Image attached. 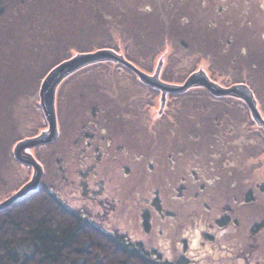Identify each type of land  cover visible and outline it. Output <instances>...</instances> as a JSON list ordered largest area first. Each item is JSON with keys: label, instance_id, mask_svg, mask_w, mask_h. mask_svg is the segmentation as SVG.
Wrapping results in <instances>:
<instances>
[{"label": "rangeland", "instance_id": "rangeland-1", "mask_svg": "<svg viewBox=\"0 0 264 264\" xmlns=\"http://www.w3.org/2000/svg\"><path fill=\"white\" fill-rule=\"evenodd\" d=\"M12 1L15 4L10 11H0V200L31 177L32 168L15 160L12 149L17 141L47 127L39 105V87L44 68L55 61L65 43L84 50L120 36L136 61L159 55L147 62L149 66L145 63L151 67L150 73L163 58L162 45H178L156 33L159 18H148L154 6H160L159 0H25L19 8ZM207 1L212 11L206 14L203 7L183 10L184 0H178L176 9L174 0H168L165 16L170 17L171 31L181 33L179 40L189 43L193 35L205 42L209 39L203 40L205 34L200 33H214L217 41L213 44L220 45L222 59L231 60L233 66L227 72L213 65L232 80L218 78L216 73L213 77L226 85L251 82L257 109L264 115V0ZM220 4L222 9L217 8ZM147 6L149 12H144ZM211 24L216 26L210 28ZM170 46L165 50V67L171 61ZM187 47L180 48V62H175V67L169 65L174 77L190 74L194 56H200L194 70L203 57L212 60L206 52L193 53ZM252 61L259 66L255 74L260 72L261 78L252 73ZM111 64L104 70L95 69L97 66L86 69L85 74L78 73L58 87V137L29 150L43 160V185L109 233L123 234L133 243L143 241L165 257L185 249L189 264H264V228L260 227L264 190L256 186L264 182V127L252 121L240 100L214 98L202 88L188 92L203 91L210 99L202 95L184 102L186 109L193 105L200 110V118L181 121L172 131L167 127L170 136L163 127H139L129 112L137 116L131 106L136 98L144 99L145 91ZM149 101L153 105L150 116L155 117L163 111L166 97L162 108L160 94ZM114 114L120 116L109 121ZM218 118L222 121L216 125L221 134L216 146H195L193 130L207 139L214 128L211 120ZM157 139L161 140L155 144ZM212 149L219 155L223 150L224 156L222 160L212 157L208 165ZM171 151L172 162H168ZM147 155L152 156L151 166ZM159 157L167 161L156 163ZM232 179L238 185L233 192L237 202L229 204L228 189L235 188L229 186ZM246 194L250 196L247 199ZM155 195L162 201H156L160 209L147 217L145 228L142 214L153 208L150 200ZM225 214L230 222L217 225V218ZM199 220L202 224L192 232Z\"/></svg>", "mask_w": 264, "mask_h": 264}, {"label": "trees", "instance_id": "trees-1", "mask_svg": "<svg viewBox=\"0 0 264 264\" xmlns=\"http://www.w3.org/2000/svg\"><path fill=\"white\" fill-rule=\"evenodd\" d=\"M9 1L11 0H0V7H1L0 11L2 12H4V10L10 11L11 4L14 5L15 3L13 1L12 2ZM14 1L17 2L16 5L17 8H19L20 6L24 7L25 0L24 1L19 0V2L17 0ZM159 3L160 6L155 5L154 6L155 11L152 12V15L149 16L148 18H150L151 21L153 20V18H159L161 22H158L160 24H158L157 27L160 25V28H158V31L156 33H158L160 37L170 38L175 45L178 44L177 46H174L173 43L171 42L168 43V45H171L170 49H172L173 55L171 54L169 56L171 61L168 64V66L165 67L164 64L162 66V69L160 71L161 80L173 84L179 83L178 80L182 78V75L178 74L174 77L173 75L174 73L171 72L169 65L170 64L172 65V63L174 64L175 62L176 63L180 62V60H177V58L181 56V54L179 53L180 48H186L187 44H188L187 48H190L193 53L206 52L204 54L205 55L208 54L212 58V60H210L209 58L206 59L203 57L202 58L203 60L201 62L205 66V68L208 67V69L210 70L209 75L211 78L218 79L219 77L220 78L227 77L228 79L232 80L230 75L228 74L225 75V73L216 70L213 66L215 65L221 67L223 70L227 72H230L229 71L230 66H233L231 60H227L229 62H226L222 59L221 57L222 51L220 49V45L216 46L215 44H213L217 41L216 39L213 38L214 33L209 31H207L208 35L206 34L207 32L200 33L202 35L205 34L203 40L209 39L205 42L198 41L194 35L190 43L179 40L182 37V34L177 33L175 31L173 32L171 31V27L168 22L170 20V17L165 16L166 11H168V7H167L168 0H159ZM17 8L15 9L17 10ZM144 12H149V9L144 10ZM166 21L168 23H164ZM215 26H216L215 24H211L209 27L213 28ZM143 27H148V25ZM152 28H156V27L153 26ZM163 29H165L166 31ZM162 39L163 38H161L160 41ZM67 40L71 41V39H67ZM68 43L69 42L65 43L63 45V48L59 50L60 54L56 56L54 62L49 63L45 68L43 67L45 73L48 72L58 62L62 61L65 58L70 57L72 55V51L86 52V51H91L94 48L108 47L115 51H119L123 53L124 57L127 60L133 62L139 68H141L147 73H150L151 70V67L150 68L146 67L149 66L147 62L150 60L152 63L153 58L159 56L152 53L153 55L151 54L152 56L149 57L148 59L145 60L142 58L137 60L138 61L137 62L135 60L133 53L127 52V50L125 49L126 42L124 40H121L120 36H113V39L110 42L108 39V41L101 42L99 45L92 46L91 47L92 49L88 48L83 50L80 48L79 45L75 43L71 42L72 43L71 45H68ZM66 44L67 47L65 48ZM168 45L164 43L161 47V49L163 50V58L162 57L160 58H162L163 63L165 62L164 60V58H166L165 50ZM123 50H125L127 53H124ZM241 53L242 55L246 54L244 51H241ZM199 57L194 56V58L190 59L191 66H189L190 67L189 73L194 71L195 69L194 65L199 60ZM140 60H142L144 63H142V61ZM108 64H111V62L109 63L99 62L88 65L82 68L81 70H78L75 73L68 76L63 82L73 79L78 73L80 75L85 74L86 69L87 71H90L94 69L93 68L94 66H97L95 68L97 70H101V69L104 70L107 67H109ZM111 65H114L116 69L124 70L121 71L122 73L120 74L127 75L126 77L127 79L128 78L130 79L133 78V80L135 79L134 81L136 82L138 81L139 83L138 82L137 83L140 84V87L142 89H144L145 91L144 99L136 98V100L131 106L137 110V116L132 115L133 114L132 111H130L129 113L131 114L134 122L139 127L144 126V128L147 130H155L156 128L161 127L160 130L164 128V130H167L165 134L170 136L167 127L170 128L172 131L173 129H175L176 125H178L181 121L187 123L192 118L193 119L200 118L199 114L201 113V111L198 110L196 107L194 108L192 105L191 108L192 112H190L191 109L189 108L186 109V107L184 106L185 101H187L188 99H196L197 97H201L202 95L205 98L210 99L208 95L211 96L209 93H207V91L206 93L208 95L203 91L188 92L194 88H191L181 93H168L166 95V101L163 111L159 115H156L155 117H151L149 113V109H151L153 105L149 104L150 102L149 99L154 94L159 95L160 90L139 81L135 73L125 68L124 66L115 63H112ZM250 65H251L250 68H252V73L254 75H258V78H261L260 72L258 74H255V68L258 66L256 65L255 61H252V64ZM172 66L175 67V64ZM44 71L42 72V74L44 73ZM45 73L43 74V77L45 76ZM175 73L177 74L176 71ZM215 73L217 75H215ZM213 75L217 76L218 78L213 77ZM32 76L33 75H31V77ZM186 77L187 75L184 78H182L181 81H183ZM244 83L248 84V86L253 90L254 93L255 89H253L252 86H250L251 82H244ZM212 100L214 101V99ZM218 102L221 104L222 101L218 100ZM57 103H58V91L56 92V116H58ZM244 107L248 111L245 105ZM118 116L120 115L114 114L112 115V117L109 116V121H111V118H116ZM219 119L220 118L211 120L212 126H214V128L210 133L211 136L208 134L207 139H205L200 133L196 132L195 129L193 130L192 140L194 141L195 146L203 147V148H206V146L210 144L212 146H216L217 144L216 140L220 137L219 135H221L220 133H218L219 129L218 130L216 129V125L219 123L218 121H222ZM151 122L153 123L150 124ZM57 124H58V119H57ZM225 124L228 123L225 122ZM40 128L42 127H39V129ZM237 131L240 132L239 129ZM157 133L158 132H154V134ZM230 133L231 132H229V134ZM159 140L161 139H157L155 141V144L158 143ZM207 140H211V141H207ZM111 141L112 139L109 136V143ZM224 143H228V141H225ZM214 150L215 149L208 151V155H209L208 165H211L213 161L212 157L214 156H215V160L223 159L222 158V156H224L223 150L220 149L221 155H219V153L215 154ZM203 151L204 150H202V152ZM171 156H172V151L168 153V157L166 158L168 162L169 161L172 162V160H170ZM35 157L39 159V157L36 154ZM147 158H148L147 164H149L150 166L151 163L154 164L152 161V156L148 157L147 155ZM163 159L165 158L162 157L156 158V163L160 161L162 162L167 161ZM194 161L197 162L196 159H194ZM39 162L43 167V173H44V166L42 163L43 160L39 159ZM43 175H42V180L44 178ZM42 180L40 182V187L37 191L27 195L26 197L20 200L14 201L9 206H6L4 209L0 210V264H189V257L186 255L185 249H183V251H181L174 257L169 258V257H165L163 253L160 250H158L156 247L153 246L149 247L145 245L143 241L138 240L135 243H133L129 239V237L123 234L109 233L105 228L100 227L92 220H89L88 218L84 217V214L79 213L74 208L72 207L70 208L69 206L64 204L54 193L48 191L47 187L43 185ZM211 182H214L215 185V183L217 182V177L215 176V179H213ZM235 182H236L235 179H232L231 182L229 183V186L230 185L235 186V188L232 190L228 189V193H227L228 198L226 199V202L229 204H233L237 202L236 201L237 196L235 193H233L234 191L237 190L238 187V185H235L236 184ZM242 185L244 188L245 186L244 180L242 182ZM163 195L167 197L166 199L170 198V195L167 194H163ZM249 197L250 196L247 194L244 195L245 199ZM150 201L154 202L152 204L154 205L153 208L149 211L144 210L142 214V220L144 221L145 228L148 226L147 217L151 214L153 215L154 212H156V210L159 211L160 209V203L156 201L162 202L161 200H159L158 195H155ZM227 209L228 207L223 208V211H227ZM229 222H230L229 216L228 214H225L222 217L217 218L215 223H217V225L222 226V225H226ZM201 224L202 221L199 220V224L195 225V228L192 229V232L195 229H197ZM260 227L264 228V220L262 221Z\"/></svg>", "mask_w": 264, "mask_h": 264}, {"label": "water", "instance_id": "water-1", "mask_svg": "<svg viewBox=\"0 0 264 264\" xmlns=\"http://www.w3.org/2000/svg\"><path fill=\"white\" fill-rule=\"evenodd\" d=\"M99 62L120 64L135 73L137 78L144 84L160 90L161 108L168 93H181L191 88H202L213 97H231L240 100L247 107L252 121L264 127V115L257 109V98L248 84L243 82H233L230 85L220 83L218 79L210 78L207 69L204 68L205 66L202 63L182 83L173 84L162 81L160 78V71L163 66L162 59L159 60L153 73H147L127 60L123 55L108 47L94 48L86 52H76L54 65L41 81L39 87V105L46 121L47 129L45 128V130L43 129L33 136L23 138L13 146V157L17 161L29 165L32 168V174L27 182L20 186L14 193L3 201H0V210L39 189L43 175V167L29 150L40 144L53 142L58 137L56 116L57 89L71 74L88 65ZM258 186L261 190L264 189L263 182L258 184Z\"/></svg>", "mask_w": 264, "mask_h": 264}, {"label": "flooded vegetation", "instance_id": "flooded-vegetation-1", "mask_svg": "<svg viewBox=\"0 0 264 264\" xmlns=\"http://www.w3.org/2000/svg\"><path fill=\"white\" fill-rule=\"evenodd\" d=\"M186 3H185V6H183L182 8H183V10H185V9H189V8H192V7H194V8H196L197 10L200 8V7H203L204 8V11H205V13L207 14L208 13V10L210 11V13H211V11H212V9L209 7V2L207 1V0H184ZM173 6H175V8L176 9H178V0H176V2H175V0H174V5ZM192 6V7H191ZM222 4H220L219 5V7H217L218 9H222ZM214 8H215V5H214ZM213 8V9H214ZM144 9L146 10V9H149V7L147 6V7H144ZM184 13H186V12H184ZM173 55V54H172ZM263 182V181H262ZM262 182H259V183H257L256 184V186L259 188V186H258V184H261ZM264 183V182H263ZM259 190H261L260 188H259ZM264 190V189H263ZM263 190H261V191H263ZM90 220V219H89ZM260 222H262V221H260Z\"/></svg>", "mask_w": 264, "mask_h": 264}]
</instances>
